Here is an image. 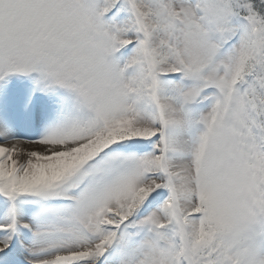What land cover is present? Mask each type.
Here are the masks:
<instances>
[{
  "label": "snow or ice",
  "instance_id": "snow-or-ice-1",
  "mask_svg": "<svg viewBox=\"0 0 264 264\" xmlns=\"http://www.w3.org/2000/svg\"><path fill=\"white\" fill-rule=\"evenodd\" d=\"M0 264H264V0H0Z\"/></svg>",
  "mask_w": 264,
  "mask_h": 264
}]
</instances>
